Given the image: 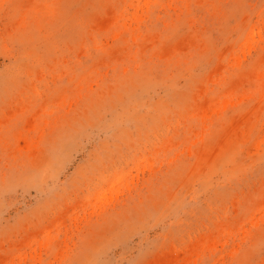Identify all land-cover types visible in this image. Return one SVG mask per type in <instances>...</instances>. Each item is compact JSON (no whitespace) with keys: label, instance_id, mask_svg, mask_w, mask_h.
<instances>
[{"label":"rangeland","instance_id":"1","mask_svg":"<svg viewBox=\"0 0 264 264\" xmlns=\"http://www.w3.org/2000/svg\"><path fill=\"white\" fill-rule=\"evenodd\" d=\"M0 264H264V0H0Z\"/></svg>","mask_w":264,"mask_h":264}]
</instances>
